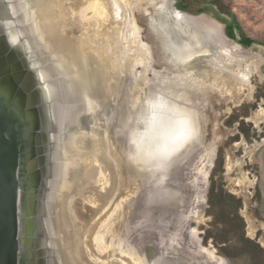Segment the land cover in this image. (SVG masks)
<instances>
[{
  "label": "bare ground",
  "instance_id": "obj_1",
  "mask_svg": "<svg viewBox=\"0 0 264 264\" xmlns=\"http://www.w3.org/2000/svg\"><path fill=\"white\" fill-rule=\"evenodd\" d=\"M143 2L158 6L150 23L186 71L157 81L150 96L161 92L191 115L195 129L191 140L198 135L192 103L200 89L194 70L202 74L210 67L219 84L228 76L248 96L253 92L254 68L245 61L249 50L231 42L214 19L179 10L173 0H16L23 31L39 57L61 78L74 106L57 134L47 202L57 264H147L140 253L144 233L139 223L151 198L140 196L138 168L125 157L124 134L134 112L139 110L147 118L142 109L146 98L142 100L138 91L129 96L123 84L127 72L147 66L149 51L132 14ZM197 58L205 61L196 62ZM250 120L255 126L260 123L259 117ZM157 127L153 121L147 132ZM234 167L226 159L227 173ZM204 195L189 203L194 211L186 217L197 224L204 218ZM245 220L248 233H253L251 218ZM187 232L190 238L183 251L193 264H229L193 240L195 228ZM163 248L161 258L166 256Z\"/></svg>",
  "mask_w": 264,
  "mask_h": 264
},
{
  "label": "rangeland",
  "instance_id": "obj_2",
  "mask_svg": "<svg viewBox=\"0 0 264 264\" xmlns=\"http://www.w3.org/2000/svg\"><path fill=\"white\" fill-rule=\"evenodd\" d=\"M173 2V7L179 10L214 19L222 25L227 37L224 20L237 21L242 34L253 41L249 47L240 44L250 53L245 61L254 68L251 76L253 92L248 96V92L239 90L228 76H223L219 84L210 67L204 68L202 74L193 71L192 76L200 88L192 103L197 138L190 139L185 147L175 148L159 170L146 172L138 168L135 172L140 181L141 198H151L140 218V229L144 233L140 253L147 264H193L190 256L183 251V244L190 238L188 229L192 231L195 228L193 240L201 247L215 251L229 264H262L260 260L252 263L245 256L228 259L222 255L218 244L204 237L206 230L217 238L222 235L213 227V218L209 214L214 211L208 201L213 187L215 192L222 189L240 200L239 216L245 225V236L264 249V0ZM157 7L146 6L143 2L132 13L149 57L146 68L134 67L125 75L123 84L126 94L131 96L138 91L142 100L150 96L157 81L163 82L168 77L186 73L184 68L179 67L175 53L165 45L156 26L150 23V17L159 12ZM234 37L228 38L239 44L241 34L237 30ZM203 61L205 59L196 60L199 63ZM7 70L11 72L12 81L21 84L20 92L26 107V34L21 27L15 0H0V75ZM42 77L44 79V75ZM222 84L225 85L223 92ZM36 88L34 91L30 88L31 95L37 93ZM47 90L48 97L52 89L48 86ZM252 117H259L260 123L255 126L250 120ZM228 158L235 164L231 173L225 169ZM250 181H253L252 185ZM203 192L204 218L197 224L186 216L194 211L189 203L196 196H202ZM226 205L229 211L234 210L233 203ZM245 216L251 218V234L248 233ZM233 237H225L229 246L234 245ZM163 247L166 256L161 258ZM228 252L232 251L229 249Z\"/></svg>",
  "mask_w": 264,
  "mask_h": 264
},
{
  "label": "water",
  "instance_id": "obj_3",
  "mask_svg": "<svg viewBox=\"0 0 264 264\" xmlns=\"http://www.w3.org/2000/svg\"><path fill=\"white\" fill-rule=\"evenodd\" d=\"M24 32L26 34V31ZM48 86L52 92L47 97ZM34 87L37 93L33 92L31 95L30 91L32 89L34 91ZM21 88L19 82L12 81L11 72L8 70L0 75V264H57L48 228L47 202L55 171L57 134L66 124L74 106L67 87L54 69L39 57L27 34L26 107L21 96ZM40 92L43 98L39 97ZM20 110L26 111V124ZM38 115L42 119L43 129L48 132L47 165L44 172L46 177L41 193L42 202L35 211L32 206V191L28 189L26 194L25 238L21 230L20 188V166L24 157V146L20 145L18 140H21L20 132L23 128L26 130V139L30 138L31 132L37 128ZM25 244L26 251L23 248Z\"/></svg>",
  "mask_w": 264,
  "mask_h": 264
},
{
  "label": "clouds",
  "instance_id": "obj_4",
  "mask_svg": "<svg viewBox=\"0 0 264 264\" xmlns=\"http://www.w3.org/2000/svg\"><path fill=\"white\" fill-rule=\"evenodd\" d=\"M144 109L147 118L137 110L125 124V157L142 171L152 172L163 166L175 148L189 141L195 129L191 115L161 92L147 98ZM153 121L158 127L149 133Z\"/></svg>",
  "mask_w": 264,
  "mask_h": 264
},
{
  "label": "trees",
  "instance_id": "obj_5",
  "mask_svg": "<svg viewBox=\"0 0 264 264\" xmlns=\"http://www.w3.org/2000/svg\"><path fill=\"white\" fill-rule=\"evenodd\" d=\"M224 23L226 24V33L229 38L234 39V31L237 30L241 34L239 44L249 47L253 43L251 39L242 34L241 28L236 20H224ZM208 196L210 208L214 210L209 212L213 218V227H216L222 235L221 238H217L210 230H206L204 239H211L214 243L218 244L222 255L228 259L245 256L252 263L255 260H260L264 264V249L245 236V225L239 216V209L241 208L240 200L231 194L225 193L222 189L215 192V188L213 187ZM229 202L233 203V211L228 210L226 204ZM228 235L234 236L233 246H229V240L225 239ZM229 249L232 252H228Z\"/></svg>",
  "mask_w": 264,
  "mask_h": 264
},
{
  "label": "flooded vegetation",
  "instance_id": "obj_6",
  "mask_svg": "<svg viewBox=\"0 0 264 264\" xmlns=\"http://www.w3.org/2000/svg\"><path fill=\"white\" fill-rule=\"evenodd\" d=\"M20 114L26 124V111L20 110ZM38 115L37 128L31 132L30 138L26 139V130L22 129L20 132L21 140L19 144L24 146L23 159L21 160V218H22V233L26 238V194L31 190L32 206L35 211L41 205V193L43 192V183L45 180L46 169V147L48 132L43 129L42 123ZM40 121V122H39ZM27 140V141H26ZM27 142L29 144H27ZM26 251V244L23 246Z\"/></svg>",
  "mask_w": 264,
  "mask_h": 264
}]
</instances>
